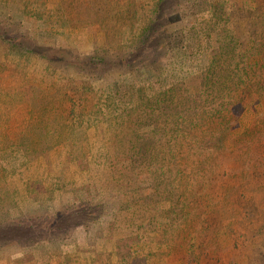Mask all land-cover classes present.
Listing matches in <instances>:
<instances>
[{
  "label": "rangeland",
  "instance_id": "374dc122",
  "mask_svg": "<svg viewBox=\"0 0 264 264\" xmlns=\"http://www.w3.org/2000/svg\"><path fill=\"white\" fill-rule=\"evenodd\" d=\"M6 2L0 0V31L31 50L24 58V77L8 82L0 92V218L8 219L11 209H17L21 213L17 222L22 223L0 236V264H183L193 223L188 203H178L180 154L176 149L148 148L155 139H163L158 130L157 135L149 133L151 129L161 126L172 132L181 124L169 121L171 114L166 122L147 116L139 126L145 135L141 140L132 138L129 129L125 133L135 124L123 111L129 113L140 99L129 83L143 84L144 93H152L153 87L152 78L138 70V62H126L125 49L111 47L115 7L82 4L75 11L79 19L68 22L51 0L44 5L46 16L39 20L30 14L35 9L29 0H13L14 6L4 7ZM233 2L227 0L226 8H235L229 4ZM249 5L250 10L232 16L229 27L238 37V48L255 43L264 55V0H248ZM160 11L176 26L205 23L208 17L207 0H170ZM166 23L159 31L166 29ZM4 47L0 46L1 62L20 57L3 52ZM144 50L142 57L152 55ZM95 53L105 60L97 63ZM121 59L126 62L123 67ZM167 59L168 54L160 56L159 64ZM187 65L183 81L191 84L199 71L196 64ZM255 71L259 76L264 68L249 71L256 83L253 90L259 93L263 84H258ZM78 79L90 82L93 96L94 90L103 91L101 106L91 101L83 119L81 107L75 114L69 112L64 95V85ZM116 86L122 96L111 97ZM166 107L170 112L179 109L175 101ZM262 110L264 95L238 116H227L226 125L234 133L242 132L258 121ZM257 180L253 200L264 203V176ZM229 227L226 221L209 223L203 247L207 252L217 247L218 253L207 254L201 264H264V228L245 234L242 223L239 235Z\"/></svg>",
  "mask_w": 264,
  "mask_h": 264
},
{
  "label": "trees",
  "instance_id": "16d2710c",
  "mask_svg": "<svg viewBox=\"0 0 264 264\" xmlns=\"http://www.w3.org/2000/svg\"><path fill=\"white\" fill-rule=\"evenodd\" d=\"M12 1L5 0L4 7L7 3L14 6ZM47 1L29 0L31 7L35 9L30 10V14L38 20L46 16L48 10L44 5ZM51 1L55 7L62 9L59 16L65 17L68 22L79 19L75 11L81 9L82 4L99 3L101 8H104L109 3L115 7L116 28L111 47L125 49L126 62H138V70L148 74L147 79L152 78L150 84L153 87L152 93H144L143 84L129 83V89L134 90L135 87L140 99L132 108H128L129 113H126L125 109L123 111L131 118V124L136 126L127 128L126 134L129 129L132 138L141 140L145 135L143 128L139 130V126L147 116L159 120L158 122H166L167 116L171 114L173 118H169V121L181 124L179 130L172 132L161 126L151 129L149 133L157 135L158 130L163 139H155L153 148L147 147L149 150L176 149L180 154V175L176 181L180 190L178 203L180 206L188 203L186 208L189 207V212L192 213L193 223L188 231L190 251L182 257L183 264H201L204 259L207 260V254L218 253L217 247H213V251L209 252L203 247L202 239L207 235L209 223L222 225L225 221L229 222V229L237 234L240 233L242 223L246 227L245 234L251 233L254 228L262 230L264 203H256L253 199H256V179L264 176V110L258 113V121L244 128L242 132L234 133L226 125L227 116H238L258 104L259 97L264 95V72L259 76L254 72L258 76V84H263V91H258L259 93L253 90L256 83L251 81L249 73L250 69L264 68L263 53L255 48V43L244 49L238 48V37L235 36L234 29L229 27L234 14L250 10V5L247 6L248 0H234L229 3L235 7H231V10L226 8L227 0H207V22L192 21L181 26L174 25V22L169 24L171 19L165 21L161 14V8L170 3V0ZM99 23L100 27H103V23ZM165 23L167 31H159ZM90 24L94 22L90 21ZM197 26L203 27L195 30ZM200 32L202 33L198 34ZM5 35V31H0V46L5 45L2 51L19 55L21 58L16 57L13 62L0 61V92L7 88L8 82L24 77V58H27L31 50L29 45L12 41L10 36L7 38ZM94 35L98 37V34ZM100 46L102 50L106 49L99 43L98 47ZM188 47L190 52L187 51L186 54ZM145 48L152 53L149 57L146 55V58L141 55L145 53ZM166 54L168 59L159 64V57ZM92 56L99 64L105 60L102 54L95 53ZM124 59H121L120 63L123 64ZM189 61L197 65L195 69L199 71V75L191 84H186L183 79L185 65L188 68ZM120 66L123 67L124 64ZM69 83L64 85V95L70 102L71 114H75L76 107H81L80 119H83L87 115L84 109L91 105L94 99L97 100L98 106H101L100 97L103 91L94 90L93 96L90 82L84 79L71 80ZM111 92V97L122 96L119 86ZM31 93L27 92L26 95ZM133 95L135 93L131 94L132 99ZM104 99H107L103 101L108 103V98ZM174 101L178 103L179 109L170 112L166 103ZM201 101L203 103H200ZM105 103L102 105H106ZM185 107L190 111L184 113ZM10 124L8 123L9 126ZM2 134L6 139L5 133ZM20 215L17 209H11L8 219L0 218V236L8 233L10 229H18L22 224L17 222ZM198 225L201 228H198ZM2 243L3 241H0V244Z\"/></svg>",
  "mask_w": 264,
  "mask_h": 264
}]
</instances>
